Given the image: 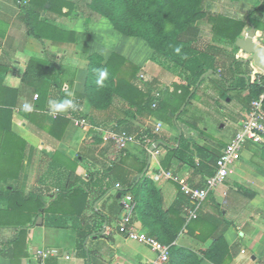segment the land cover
<instances>
[{"label":"crops","instance_id":"obj_1","mask_svg":"<svg viewBox=\"0 0 264 264\" xmlns=\"http://www.w3.org/2000/svg\"><path fill=\"white\" fill-rule=\"evenodd\" d=\"M21 1L29 2L0 0V71H3L0 79V264H39L35 251L43 247L59 251L57 256L47 258L45 264H145L153 260L156 254L149 247L126 239L119 231L113 233L108 227V219L112 217L108 202L112 195L119 199V190L110 187L119 183L125 188L143 175L160 189L163 208L169 210V217H176L171 211L175 209L179 211L178 219H185L175 246L198 252L199 264H214L202 251L213 244L218 234H222L228 247L222 264H264V160L258 155L257 147L252 143L245 145L232 173L212 197L207 196L198 216L186 219L188 198L164 172L173 171L191 187H201L213 173L215 158L233 134L221 146L203 135L201 125L206 126L196 118L199 105L191 100L183 104L184 115L176 123L175 109L180 97L175 94L172 82L178 78L175 75L169 81L168 75L174 70L180 72L179 68L156 55L143 38L116 31L107 18L89 8V0H63L68 5L54 0L55 8L42 11L36 21L41 38L30 34L20 18ZM257 5L260 8L249 14ZM202 8L206 15L194 23L193 34L214 37L217 47L210 44L204 50L215 58L216 74L223 78L225 72V78L231 79L230 66L221 68L222 46L218 44L225 35L229 40L228 26H234V31L242 24L238 37L253 31V41L264 48V0H203ZM44 22L66 33L48 31ZM233 49L241 53L238 57L244 69L241 73L250 76L253 70L264 71L263 58H248L235 43ZM92 53L101 55L104 61L112 53L123 57L124 70L137 69L134 79L127 76L135 86L151 88L150 94L161 90L162 99L170 95L165 109L158 115L139 112L118 96L104 109L92 107L83 96L88 56ZM28 65L33 66L30 73ZM46 79L51 85L45 84ZM205 85L207 91L198 92L202 96L217 93L210 89V84ZM243 93L246 95L248 91ZM81 117L92 127L78 126L77 119ZM241 119L242 116L239 123ZM157 123H160L158 131L155 130ZM99 126L117 131L125 128L135 139L118 151L111 141L104 140L103 131L95 129ZM179 127L184 129L189 141L180 139ZM164 143L178 147L173 155L177 159L169 162V147ZM187 144L194 147L188 149ZM197 147L210 153L212 160H205L206 153L200 158ZM191 150L195 153L193 158L188 155ZM77 187L83 189L85 199L75 190ZM15 191L23 196L38 195L45 207L63 191L64 199L71 195L74 204L67 213L39 215L23 207L20 217L28 216L29 223L35 225L32 230H39V245L34 247L28 238L19 237L18 245H12L11 260L5 255L4 247L15 238L14 230L21 227V222L15 218L14 200L2 198ZM92 207L100 214L93 213ZM38 216L41 223L36 224ZM48 231L55 235L49 236ZM60 234L68 236L66 242L71 240L72 254L60 243ZM65 253L69 256L67 259Z\"/></svg>","mask_w":264,"mask_h":264},{"label":"trees","instance_id":"obj_2","mask_svg":"<svg viewBox=\"0 0 264 264\" xmlns=\"http://www.w3.org/2000/svg\"><path fill=\"white\" fill-rule=\"evenodd\" d=\"M53 1L29 0L28 4H24L22 1L19 3L21 9L20 18L25 23L29 33L36 38H41L36 27V21L39 20L42 11L55 8ZM58 1L62 4H69L63 0ZM202 2L203 0H89L88 2L89 8L107 18L116 31L126 36L143 38L156 55L179 68L186 83H176L174 85V92L179 94L180 97V102L175 109L176 115L174 118L176 123L178 122L179 112L181 113L184 109L183 104L186 105L190 102L191 94L195 92L205 78L206 71L216 73L214 68L215 58L207 50L198 48L193 44L191 38H187L185 41L182 40L183 34H193L196 29L194 23L205 17L206 13L202 8ZM45 3L48 4L47 8ZM258 8H260V5L253 7L249 14ZM59 12L64 14V12ZM42 24L48 31L54 29L55 31L66 33V31L58 30L45 22ZM242 26V24H239L238 30L234 31H232L234 26L227 27L228 32L226 31V34L233 43L238 37ZM219 34L225 35L221 32ZM224 37L227 36L225 35ZM124 64L125 59L117 53H112L106 61L97 53L90 54L88 56L87 76L83 93L85 100L94 108L104 109L110 105L113 97L118 96L125 100L130 107H135L139 112L148 111L158 115L171 100L170 95L167 96L166 94L162 99V94L161 98L156 101V106L153 107L152 103L155 100L156 91L150 94L151 88L144 87L143 89L135 86L133 80L130 81L127 76L134 79L137 69L134 67L130 71L124 70ZM32 71L33 66L28 65L27 72L30 73ZM2 72L1 70L0 79ZM199 78H201L199 83L195 85ZM245 78L246 84L236 88L248 91L243 96L244 108L248 109L252 100L258 99L264 94V71L253 70L251 75H246ZM44 82L51 85V81L47 79ZM55 84L58 86L59 82L56 81ZM165 91L167 90L164 89ZM179 91L180 93H178ZM262 106L264 109V97ZM161 116L164 117L163 115ZM124 129H119V131ZM179 129L181 133L179 137L182 139L183 129L181 127ZM188 138L187 135V140ZM164 144L168 146L166 143ZM252 144L257 147L258 155L264 160V143ZM193 147V144H187L188 149ZM167 149L169 151V162L172 159H177L173 155L178 147L172 145ZM178 160L180 159L178 158ZM171 173L175 172L172 171ZM138 189L141 191L140 197L136 193ZM75 190L85 199V193L82 188L77 187ZM122 191L131 192L137 202L134 212L136 215L133 214L131 221L139 220L151 236L169 245L168 264L200 263L198 252L175 246L178 232L185 223V219L181 217L178 219L179 211L175 209L171 211H174L176 217H169V210L167 211L163 208V198L160 189L148 177L143 175L138 181L122 188ZM65 196V192L61 191V193H58L57 199L48 207H45L44 202L38 195L28 194L23 196L17 191H15V194L10 193L2 199L5 201L14 200L16 205L15 215L17 214L20 217L23 213V207L31 209L36 215L44 212L60 211L52 206V204L60 201L67 203L69 208H71L72 204H74L71 200L72 196L70 195V200H65ZM72 210L74 209H71L73 213ZM68 211L70 209L60 212L67 213ZM76 214H79L78 211H76ZM21 231L22 228L16 230L15 238L4 247L7 251L5 255L11 260L12 245H18ZM214 238L213 244L207 250H203L202 254L210 262L222 264L228 247L222 234L215 235Z\"/></svg>","mask_w":264,"mask_h":264},{"label":"rangeland","instance_id":"obj_3","mask_svg":"<svg viewBox=\"0 0 264 264\" xmlns=\"http://www.w3.org/2000/svg\"><path fill=\"white\" fill-rule=\"evenodd\" d=\"M198 22H199V20L197 21V23ZM187 38H191L193 40V44L196 45L200 49H207V47L210 44H213L215 47H217V44H215L213 42L214 37H210V36L207 37V36H204L202 34H198V35L189 34V33L183 34L182 40L185 41ZM222 38H223L222 39L223 42L221 44H218V45L222 46V49L220 50L219 62L223 63L221 68L225 67L227 69V65L230 66L229 70H231L233 72V77L231 79H226L225 78V76H226L225 72L222 73L224 76L222 78L220 75H219L220 76L219 77L216 73L206 71L207 75H205V78L203 79L201 84L197 87L196 91L191 94V101H193L199 105V109L197 110L196 118L198 120H200L206 126V127H204V125L203 126L201 125L203 135H205L209 139H212L214 142H216V144L218 146H221L224 143H226L229 135L230 134L234 135L235 131L240 128L239 118H240V116H242V118H243L247 112L245 110L243 112V115H242V111L245 107L244 106L245 102L243 99V96L245 94V93H243L244 89H240V88L237 89L236 88L239 86L242 87L246 84V78H245L246 74L241 73V72H244V69L242 67L243 65H242L241 61L238 59V57H240L241 53L240 52L238 53V50L233 49L235 42L233 43L231 40H227L224 37H222ZM211 42H213V43H211ZM245 69L247 70L248 68H245ZM175 75H177L178 79H176V81H173L172 83L173 84H176V83L184 84L183 83L184 77L181 75L180 72H178V70H174L173 72L169 73V75H168L169 81H172V79ZM200 79L201 78H199V80L195 83V85H197L199 83ZM214 79H216V80H214ZM209 80H210V82H209ZM205 84H210V89H212L213 91L215 90L217 92V93L214 92L216 95L208 93L207 95L202 96V93H198V92H200V90L207 91L208 88H205V86H206ZM212 85H213V87H212ZM210 93H213V92H210ZM230 97H231V99L228 101V98H230ZM183 115L184 114L179 112V117L177 119V121L179 123L181 122ZM223 124H225V127H223ZM182 139H186V141H188L187 140V134L184 131V129H183ZM197 151L199 153V157L203 158V154L206 152L201 150L198 147H197ZM194 154L195 153L193 150L189 151V153H188V155L191 158L194 157ZM206 154H207V156H206L205 160L211 161L213 158L212 155L210 153H206ZM233 166L235 167L236 165L234 164ZM214 170H215V168H214ZM114 186H115V184L113 186H111L110 188L112 189V187H114ZM217 188L218 187H216L214 190H212L209 193V196L211 195L210 197H212L214 195L213 193L215 192V190ZM136 193H137V196L140 197V195H141L140 189L136 190ZM108 204H109L108 205L109 207H107V209L110 210L111 211L110 214H112V217L109 218L110 220L108 219V227H110V229L113 231V233L118 232L117 223H118L119 219L122 217L124 211L122 210V208L119 204V199L115 198V195H112L110 197V201L108 202ZM52 206L54 209H59L60 211L69 209V205L63 201L56 202V203L52 204ZM91 210L93 211V213H96L97 215L100 214L98 212V210L93 209V207L91 208ZM133 214L136 215V213H133ZM15 218L17 221L21 222V225H20L21 227H16V230H19L22 228V231L20 233V237H25V239L28 238V240H30V243H32V245L35 247L36 244L39 243L37 240V237L40 238L39 230H37V228L32 230L35 225H32L33 223H29L30 220H29L28 216L19 217V215L16 214ZM88 221L89 220H85L83 222H85V224H86V223H88ZM139 223H140V225H139ZM139 223L136 220L132 221V224L134 225V227L137 230H143V231L146 230V229H144L143 224L141 222H139ZM102 228L103 227L100 225L99 229L101 230ZM16 230H14V231H16ZM48 233H49L48 234L49 236L55 235L54 232L48 231ZM13 235H15V234H13ZM58 237L61 241L60 243L62 244V246L64 245V247L66 249H68V250L70 249L69 250L70 254H72L73 246H72L71 240L66 242L68 240V236L66 234H60V236H58ZM72 238H73V236L70 237V239H72Z\"/></svg>","mask_w":264,"mask_h":264},{"label":"built area","instance_id":"obj_4","mask_svg":"<svg viewBox=\"0 0 264 264\" xmlns=\"http://www.w3.org/2000/svg\"><path fill=\"white\" fill-rule=\"evenodd\" d=\"M142 77V76H141ZM166 89V88H164ZM37 98V94L33 95ZM161 90H157L155 93V100L152 106H156V101L161 98ZM264 94L260 98L251 101L246 114L241 119L237 129L231 138V140L225 145L220 154L215 160V170L204 181L201 187H191L187 181L178 175L172 174L170 171H165L164 176L167 179H171L178 183L181 192L188 198L189 206L187 208L186 219H195L198 216V212L201 208L202 202L207 198L209 193L216 187L221 185L228 175L232 173L234 164L241 156L242 150L248 143H264V109L262 106V99ZM77 124L81 128H91L92 125L84 117L77 119ZM160 123L155 125V130L158 131ZM99 131H103V138L106 141H111L116 150L121 151L128 143L133 142L135 136L127 133L126 131H117L114 128L105 129L103 126L95 127ZM196 160V159H195ZM198 164V161L196 160ZM121 194L119 196V204L124 211L122 217L117 223L119 233L123 234L126 239L136 241L144 244L155 252L156 256L153 260L147 261L145 264H167L169 261V245L162 243L155 237L151 236L148 232L143 230H137L132 224L131 218L135 212L137 202L131 192L122 191V187L119 183L115 184ZM59 253L56 248H39L35 251V257L38 259L39 264H45V260L52 256H57ZM67 259L69 256L67 253L63 254Z\"/></svg>","mask_w":264,"mask_h":264},{"label":"water","instance_id":"obj_5","mask_svg":"<svg viewBox=\"0 0 264 264\" xmlns=\"http://www.w3.org/2000/svg\"><path fill=\"white\" fill-rule=\"evenodd\" d=\"M254 32L253 31H246V33L242 34L241 36L235 39V45L246 55L248 58L253 57H260L264 59V48L260 45L256 44L253 41ZM121 192H118V197L120 196ZM36 224L41 223V217L38 216L36 218Z\"/></svg>","mask_w":264,"mask_h":264},{"label":"clouds","instance_id":"obj_6","mask_svg":"<svg viewBox=\"0 0 264 264\" xmlns=\"http://www.w3.org/2000/svg\"><path fill=\"white\" fill-rule=\"evenodd\" d=\"M102 75H104V74L102 73ZM58 107H62V105H60V106H58Z\"/></svg>","mask_w":264,"mask_h":264}]
</instances>
